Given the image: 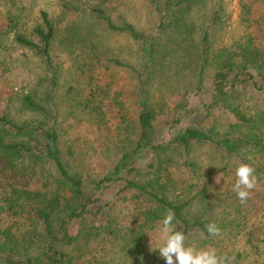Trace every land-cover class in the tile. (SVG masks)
I'll use <instances>...</instances> for the list:
<instances>
[{"label": "trees", "instance_id": "1", "mask_svg": "<svg viewBox=\"0 0 264 264\" xmlns=\"http://www.w3.org/2000/svg\"><path fill=\"white\" fill-rule=\"evenodd\" d=\"M148 1L157 21L159 38L139 31L126 21L115 23L102 8H90L88 11L106 31L124 33L139 42L144 56L142 70H133L137 77V90L133 96L137 105L136 128L126 121L121 93H109V109L114 107V111L109 110V133L102 131L105 136H113L119 140L113 144V148H109L117 151L118 159L113 169L93 181V193L87 190L88 178L81 174L71 144H67L61 117H73L71 119L75 123L77 121L76 125L79 126L83 123L95 125L100 134L99 129L107 122L104 100L108 97L66 96L70 104H66V109L60 105L61 100L55 96L59 85V68L53 60L58 28L48 11L39 12V22L33 25L29 34L17 32L15 35L16 43L41 59L48 78L45 91H30L13 98L19 118H15L16 114L10 115L7 110H0V264H94L87 258L90 253L87 251L90 245L88 243L103 241L102 245H105L107 242L104 240H109V247L116 250L119 247L122 256L119 255L120 260H102L103 264H165L157 250L150 251L147 238L150 236L149 232L153 235L159 231L163 216L169 209L175 213L173 223L179 222L178 230L181 228L185 232L186 240L198 236L201 247H206L209 243L217 244L218 255H223L224 245L221 244L226 243L223 241H231L240 236L250 253L257 252L254 258L256 255L259 258L264 255V216L259 217L260 222H248L249 219L245 216L241 219L237 216L236 224L230 222L227 226L230 231L222 230V234H225L222 237V234L212 236L207 232L206 225L213 222L218 225L212 212L206 214L213 199V186L200 172L201 168L193 156L196 146L207 145L225 153L229 158L240 160V163L250 164L254 167L258 180L253 194L256 201L264 205V184H260L261 181L264 183V178L260 176L264 174V164L260 163L264 160V86L259 87L263 93L260 104L257 102L249 105L241 96H234L237 83L246 82L242 79L244 75L253 80L254 71L264 81V52L256 47L253 40L247 39L243 46H237V51L228 56L219 55L214 63L210 88L215 104L235 117L233 124L207 128L200 122L197 127L188 125L173 133L168 142H160L157 113L151 105L147 89L151 78L148 72L153 71L157 65L162 33L174 29L179 32L189 30L191 24L183 9L192 0ZM82 12L80 8L62 4L64 17L69 18ZM214 22L215 20L212 24ZM18 23L16 19V24L19 25ZM73 31L83 48L88 43H94L91 37L90 40L83 38L75 27ZM87 32L90 33L88 30ZM209 33V30L204 31L200 41L202 51L198 57L200 65L199 80L195 83L196 93L203 87V72L205 66L210 64ZM109 62L117 68L127 66L116 58ZM187 95H190L189 92ZM187 108L186 111L181 110L183 113L173 122L172 129L182 120L191 121L197 112L205 114L203 117L207 118L205 109L212 108V105L206 104L199 111L193 110L190 118ZM75 112H81L78 119L74 118L77 117ZM117 116L120 126L112 129L111 119ZM136 130L135 138L128 136L129 132ZM184 168L188 170H183ZM182 171L184 174L179 176ZM134 172H145L149 178L144 182L129 179L128 176ZM119 181H124V184L114 194V199L109 200V205L115 204L118 199L129 208L130 203H145L146 207L140 214L128 209L130 214L127 218L130 217V223L120 224L113 221L112 211H109L108 224H93L92 233L84 240L81 236L72 234L75 224L92 217L95 219L101 213L100 210H103L102 199L95 198L96 194L104 196L105 191ZM129 194L135 201L130 202L125 197ZM195 207H201L199 217L191 216ZM132 208L136 207L132 204ZM132 213L135 216H131ZM239 214L241 212L238 210L237 215ZM105 215L106 212L103 213L104 218ZM250 253L247 255L244 249H238L237 253L228 256L231 264H250Z\"/></svg>", "mask_w": 264, "mask_h": 264}, {"label": "rangeland", "instance_id": "2", "mask_svg": "<svg viewBox=\"0 0 264 264\" xmlns=\"http://www.w3.org/2000/svg\"><path fill=\"white\" fill-rule=\"evenodd\" d=\"M80 8L83 12L74 16L64 17L62 15V4ZM90 8H102L107 15H110L114 22L119 24L126 21L134 25L139 31L148 33L151 36H159L156 29L157 21L148 0H0V110H7L10 115L16 113V103L13 98L23 96L30 91H45L47 86L48 73L44 68L41 59L31 50L19 45L15 41L17 32L29 34L33 25L39 22V12L46 10L50 14L53 22L58 28V36L53 53L54 63L59 68V85L56 95L60 105L66 109L70 101L66 96H106L104 100V110L107 115V122L102 126L100 134L95 125L87 123L76 125L69 117H61V127L66 130L65 139L67 144H71L74 157L79 163L81 174L88 178L86 184L88 191L93 193L94 182L102 177L108 170L115 166L117 161V151L110 149L119 140L111 136L109 138L103 134L109 133V110L114 111V107L109 109V93L120 92L123 106L125 107V118L131 127L136 128L137 105L133 96L137 90V77L133 70H142L144 56L139 42L128 37L124 33L106 31L96 18L90 16ZM189 21L190 28L182 32L166 30L162 33L160 53L157 65L154 70L149 71L150 80L147 86L152 107L156 110V124L158 139L160 142H168L173 133L178 132L188 125L199 126L200 122L207 128L220 124H233L236 120L233 114L225 110L220 105L215 104L214 94L211 90V83L214 73V63L219 55L228 56L229 53L237 51V46L247 43V39L253 40L256 47L264 52V0H192L186 9H183ZM80 15V16H79ZM175 15V14H174ZM16 19L19 25L16 24ZM66 19V20H65ZM213 20H215L214 24ZM73 27L79 31L83 38L91 37L93 44H86L82 47L75 36ZM90 31L89 32H87ZM209 30L208 59L209 65L205 66L204 81L201 90L196 93L195 83L198 76V57L202 51L200 41L204 31ZM88 34V35H87ZM162 39V40H161ZM116 58L127 64L126 67H113L110 59ZM254 79L247 75L242 79L246 82L237 83L234 96H241L247 104H260L263 96L260 86H264V81L254 71ZM255 83L257 86H254ZM110 87V88H109ZM192 90V91H191ZM102 94H101V92ZM189 92L190 95H187ZM243 96V97H242ZM113 97V96H112ZM111 97V98H112ZM14 100V101H13ZM211 106L205 109L207 118L197 112L195 117L189 120H182L180 124L173 122L180 118L181 110H189V118L193 110L199 111L203 105ZM6 108V109H5ZM69 109V107H67ZM64 113V111H62ZM79 118L81 112H75ZM116 113V112H115ZM117 115V114H116ZM21 118V117H20ZM25 118V116H24ZM119 117L111 119V126L118 127ZM111 129V130H112ZM94 131L98 134H91ZM136 132H129L132 138L136 137ZM119 145H122L120 143ZM67 147V146H66ZM118 147V146H116ZM194 160L201 168V173L210 181L213 186V199L208 207V212L217 219L224 231H230V222L236 224L237 216L241 219L245 216L248 222H260L259 217L264 216V205L256 201V196L252 192V199L246 203H241L233 191L236 181L235 169L239 166L240 160L229 158L225 153L218 152L210 146H196ZM70 158H68L69 160ZM257 161V160H256ZM264 164V160L260 162ZM188 170V169H183ZM184 171L179 176L183 175ZM221 174V180L216 182V177ZM264 178V174H261ZM129 179L136 182H144L149 178L145 172H134ZM261 181L260 184H264ZM124 181L115 182L108 188L104 196L97 193L95 198L102 199L103 210H100L98 217L79 221L71 230L72 234L83 238L92 233L93 226H105L109 222V211H112V219L115 223L129 224L131 209L135 214L146 207L145 203H132L136 208H129L123 201L116 199V203L109 205V200L114 199V194L118 192ZM128 200L135 201L133 196L125 195ZM121 198V197H119ZM102 208V207H101ZM200 208L193 209L192 217L200 216ZM242 209V210H240ZM136 210V211H134ZM199 210V211H198ZM241 214L237 215V211ZM106 212L105 218L103 213ZM132 213L131 216H135ZM211 215V214H210ZM264 219V218H263ZM236 221V222H235ZM94 224V225H93ZM247 225V223H246ZM227 227V228H226ZM222 234L220 237L224 236ZM148 236V248L151 252L163 242V237L158 231ZM152 239V245H151ZM92 241L88 244L90 253L88 259L94 264L101 263L102 260L109 261L111 258L119 259L122 256L120 249L109 247V240ZM189 242V243H188ZM224 254L237 253L238 249L250 253L246 242L240 237L231 241H223ZM186 245H195L197 248H212L218 250L217 244L209 243L206 247H201L198 243V236L192 240H186ZM215 247H212V246ZM223 248V247H222ZM104 249V251H102ZM111 250V251H109ZM158 253L159 250L157 249ZM263 251V250H262ZM256 253H250L248 262L250 264L264 262V255L259 258ZM120 260V259H119ZM103 264V263H101Z\"/></svg>", "mask_w": 264, "mask_h": 264}, {"label": "clouds", "instance_id": "3", "mask_svg": "<svg viewBox=\"0 0 264 264\" xmlns=\"http://www.w3.org/2000/svg\"><path fill=\"white\" fill-rule=\"evenodd\" d=\"M236 181L233 185V191L241 203H246L251 197L252 192L257 187V177L255 169L250 164L241 163L235 169ZM221 180V174L216 177V182ZM175 213L169 209L163 216L159 231L163 237V242L152 251L159 250V256L165 261V264H231V258L227 254L218 255L212 248H197L195 245H186L185 232L174 224ZM207 232L212 236H220L222 229L215 223L206 225ZM151 238L152 234L149 232ZM151 239V245H152Z\"/></svg>", "mask_w": 264, "mask_h": 264}]
</instances>
